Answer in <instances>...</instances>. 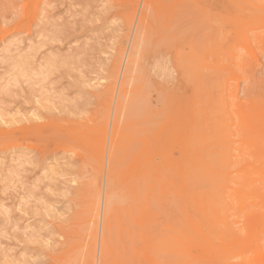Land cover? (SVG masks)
<instances>
[{"label":"rangeland","instance_id":"rangeland-1","mask_svg":"<svg viewBox=\"0 0 264 264\" xmlns=\"http://www.w3.org/2000/svg\"><path fill=\"white\" fill-rule=\"evenodd\" d=\"M262 196L264 0H0V264H264Z\"/></svg>","mask_w":264,"mask_h":264},{"label":"bare ground","instance_id":"bare-ground-1","mask_svg":"<svg viewBox=\"0 0 264 264\" xmlns=\"http://www.w3.org/2000/svg\"><path fill=\"white\" fill-rule=\"evenodd\" d=\"M118 78H119V77H118ZM206 165H207V164H206ZM229 194H230V193H229ZM260 199H261V197H260ZM262 200H263V196H262ZM262 200H261V201H262ZM263 201H264V200H263ZM234 204H235V203H234ZM107 206H108V205H107ZM236 206H237V205H236ZM203 207H204V206H202V205H201V207H200V209H201L202 211H203ZM233 207H234V206H233ZM259 209H260V207H259ZM234 210H238V209H236V207H234ZM100 211H101V210H100ZM204 212H205V211H204ZM206 214H207V213H206ZM97 216H98V213L95 212L94 217H95L96 220H97ZM204 216H205V215H204ZM243 217L246 218L245 215H244ZM207 218H208V217H207ZM214 218H215V216H214ZM95 219H94V220H95ZM202 219H203V217H202ZM211 220H212V219H211ZM213 220H214V219H213ZM243 220H245V219H243ZM243 220H242V222H244ZM194 221H195V220H194ZM194 221L191 220V222H190V223H191V227H193V229H194L196 232H198V236H199L200 240H203V248H205L206 245H207V247H209V243H210V242H209V243L207 242L208 244H207V243L205 244V241H206V233H207L206 230H204L202 233H200V232H199V230H200L199 225H198L197 223H195ZM204 221H205V220H204ZM206 222H207V220H206ZM215 222H216V221H215ZM242 222H241V223H242ZM242 224H243V223H242ZM211 226H212V225H211ZM211 226H210V227H211ZM203 229H204V228H203ZM210 232H211V231H210ZM208 236H209V235H208ZM208 236H207V237H208ZM101 243H102V242H101ZM210 244H211V243H210ZM185 246H186V245L184 244V247H185ZM212 246H214V245H212ZM221 247H222V246H221ZM209 249H210V248H209ZM211 249H212V248H211ZM214 249H215V250H214ZM214 249H212V250L215 252L216 249H217V246H214ZM218 249H219V248H218ZM212 250H211V251H212ZM219 252H221V251H219ZM253 255H255V254H253ZM256 256H257V253H256ZM243 257H245V256H243Z\"/></svg>","mask_w":264,"mask_h":264}]
</instances>
